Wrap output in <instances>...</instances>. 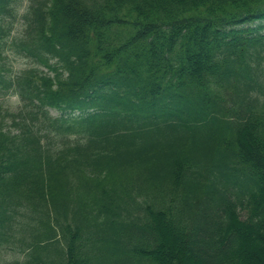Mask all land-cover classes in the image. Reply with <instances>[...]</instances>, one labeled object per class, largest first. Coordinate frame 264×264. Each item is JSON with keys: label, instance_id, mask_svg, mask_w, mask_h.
Segmentation results:
<instances>
[{"label": "trees", "instance_id": "1", "mask_svg": "<svg viewBox=\"0 0 264 264\" xmlns=\"http://www.w3.org/2000/svg\"><path fill=\"white\" fill-rule=\"evenodd\" d=\"M22 1L0 0V257L264 264V0H28L12 73Z\"/></svg>", "mask_w": 264, "mask_h": 264}, {"label": "rangeland", "instance_id": "2", "mask_svg": "<svg viewBox=\"0 0 264 264\" xmlns=\"http://www.w3.org/2000/svg\"><path fill=\"white\" fill-rule=\"evenodd\" d=\"M28 0H23L21 5L18 6L17 14L18 16L11 22V33L8 37V41L4 46V59L3 62L10 67L12 73H20L23 70L32 67L34 64L30 58H27L22 55H18L14 52L13 44L10 43V40H13L19 36H22L24 30V18L25 10L27 8ZM9 22V20H7ZM20 102L18 98L14 95H0V114H4L5 111L15 112L19 108ZM52 116L58 115V111L50 110ZM7 125L10 126V122H7ZM18 244V243H17ZM19 245V244H18ZM12 245L5 246L2 249L0 264H12L15 261H18L17 264H22L23 254L17 251L16 249L10 248Z\"/></svg>", "mask_w": 264, "mask_h": 264}]
</instances>
